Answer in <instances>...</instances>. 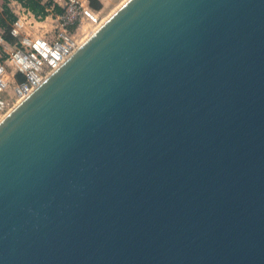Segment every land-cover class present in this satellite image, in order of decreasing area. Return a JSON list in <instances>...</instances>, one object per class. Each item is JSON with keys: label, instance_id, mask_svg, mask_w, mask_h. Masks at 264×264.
Returning a JSON list of instances; mask_svg holds the SVG:
<instances>
[{"label": "water", "instance_id": "95a60500", "mask_svg": "<svg viewBox=\"0 0 264 264\" xmlns=\"http://www.w3.org/2000/svg\"><path fill=\"white\" fill-rule=\"evenodd\" d=\"M0 264H264V0H125L10 108Z\"/></svg>", "mask_w": 264, "mask_h": 264}, {"label": "built area", "instance_id": "2783aa9c", "mask_svg": "<svg viewBox=\"0 0 264 264\" xmlns=\"http://www.w3.org/2000/svg\"><path fill=\"white\" fill-rule=\"evenodd\" d=\"M56 3L63 7L62 12L54 11ZM16 14L11 33L17 39L8 42L0 34V43L11 47V52L0 62V118L106 19L92 10L87 0H53L50 13L43 19L22 5ZM48 20H51L50 28H47ZM18 73L25 79L19 81Z\"/></svg>", "mask_w": 264, "mask_h": 264}, {"label": "trees", "instance_id": "16d2710c", "mask_svg": "<svg viewBox=\"0 0 264 264\" xmlns=\"http://www.w3.org/2000/svg\"><path fill=\"white\" fill-rule=\"evenodd\" d=\"M10 0H6L7 3L4 4V12H0V23L4 27L5 32L2 33L4 39L8 42H14L17 38L11 33V29L13 26L14 21L17 19V14L15 10H13L9 5ZM19 1L22 6L29 9L33 12L36 16L40 17L41 19L45 18L50 13V7L53 4V0H17ZM54 11L55 12H62L63 7L59 4H54ZM1 47V44H0ZM7 56V54L5 55ZM0 60H4L2 57ZM17 79L22 81L25 79V76L22 73L17 74Z\"/></svg>", "mask_w": 264, "mask_h": 264}, {"label": "rangeland", "instance_id": "374dc122", "mask_svg": "<svg viewBox=\"0 0 264 264\" xmlns=\"http://www.w3.org/2000/svg\"><path fill=\"white\" fill-rule=\"evenodd\" d=\"M17 1V0H16ZM125 1V0H87V4L89 7L92 8V10L98 12V14L103 17V16H109L112 14V12L120 6V4ZM19 2V1H18ZM7 3L6 0H0V12L5 14L4 12V4ZM20 3V2H19ZM21 4V3H20ZM8 5L14 10L15 5L12 4V0L9 1ZM16 12V11H15ZM51 20H49V24H47V28H50L51 26ZM85 27H87V24H85ZM5 32L4 27L0 23V34ZM1 44V43H0ZM9 52H11V47L10 45H2L0 47V59L3 57L4 59L6 58V54L8 55ZM3 60H0L2 62Z\"/></svg>", "mask_w": 264, "mask_h": 264}, {"label": "crops", "instance_id": "0c3cea01", "mask_svg": "<svg viewBox=\"0 0 264 264\" xmlns=\"http://www.w3.org/2000/svg\"><path fill=\"white\" fill-rule=\"evenodd\" d=\"M12 4L16 6L15 9H14L15 11L18 10L21 7V5H22L16 0H12Z\"/></svg>", "mask_w": 264, "mask_h": 264}, {"label": "bare ground", "instance_id": "6f19581e", "mask_svg": "<svg viewBox=\"0 0 264 264\" xmlns=\"http://www.w3.org/2000/svg\"><path fill=\"white\" fill-rule=\"evenodd\" d=\"M110 15H111V14H110ZM106 17H107V16H106ZM106 17H105V18H106ZM87 34H88V33H87ZM86 38H87V36H86V37H84V39H86ZM84 39L82 40V42L84 41Z\"/></svg>", "mask_w": 264, "mask_h": 264}]
</instances>
